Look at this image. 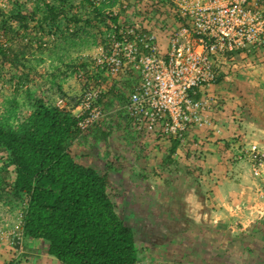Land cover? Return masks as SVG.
I'll return each instance as SVG.
<instances>
[{
	"label": "crops",
	"instance_id": "obj_1",
	"mask_svg": "<svg viewBox=\"0 0 264 264\" xmlns=\"http://www.w3.org/2000/svg\"><path fill=\"white\" fill-rule=\"evenodd\" d=\"M221 70L222 82L208 91L225 105L208 112L209 123L181 141L172 163L161 167L171 141L158 133L135 131L124 111L126 102L115 96L111 110L104 111L102 122L90 131L106 129L112 133L108 141L73 146L82 163L107 174L117 211L135 229L137 244L147 246L162 262L169 256L165 245L189 241L201 245L196 253L201 264H264V203L257 200L258 181L240 159V150L254 143L264 150V78L257 74L264 72V50L237 56ZM132 83L122 75L110 89L130 91ZM115 157L124 168L111 172L110 158ZM22 243L20 252L8 256L9 264H30V259L34 264H60L48 255L45 242L23 237Z\"/></svg>",
	"mask_w": 264,
	"mask_h": 264
},
{
	"label": "trees",
	"instance_id": "obj_2",
	"mask_svg": "<svg viewBox=\"0 0 264 264\" xmlns=\"http://www.w3.org/2000/svg\"><path fill=\"white\" fill-rule=\"evenodd\" d=\"M83 1L93 14L87 18V23L105 26L108 41L113 35L121 40L124 36L121 32L130 28L136 32L150 31L132 22L120 24L119 14L113 10L105 11L117 0ZM135 1L122 0L128 9L135 5ZM149 2L155 14L171 13L165 0ZM70 10H74L72 0L46 2L42 20H37L38 8L28 11L19 0H12L9 13L0 10V74L7 64L26 68V53L34 44L28 34L30 31L43 32L44 27H49L56 33L62 28V19L69 26L83 21L80 16L70 14ZM13 24L23 32L13 28ZM24 41L28 42L27 45H23ZM42 46L43 43L39 42V49ZM64 67L75 77L83 72L85 85L98 80L92 75L85 76L89 68L85 62L75 60ZM24 75L26 79L15 73L10 77L9 81H16L14 95L18 93V87L28 81L29 74ZM221 82L222 78L218 77L216 83ZM52 84L62 90L55 75ZM25 95L32 102V109L26 111L22 119L11 122L9 118H0V191L9 192L23 204V237L45 242L48 255L55 257L60 264H141L143 250L137 244L136 231L117 211L107 174L102 175L82 163L73 153L75 144L88 146L95 142L97 146L108 141L112 133L103 128L90 132L95 125L90 131L82 132L78 128V118L70 110L57 107L44 91L36 95L26 88ZM112 96L118 101L127 100L125 92L106 90L99 102L105 112L115 104ZM11 105L12 116H16L20 107L16 97ZM170 141L169 163H172L171 157L181 141Z\"/></svg>",
	"mask_w": 264,
	"mask_h": 264
},
{
	"label": "built area",
	"instance_id": "obj_3",
	"mask_svg": "<svg viewBox=\"0 0 264 264\" xmlns=\"http://www.w3.org/2000/svg\"><path fill=\"white\" fill-rule=\"evenodd\" d=\"M165 1L172 13L171 24L161 34L165 47L157 32L130 28L121 32V40L112 36L96 67L108 77L133 79L124 111L135 131L183 141L209 123L207 114L215 102L207 93L222 67L237 56L264 50V0ZM76 79L84 82V73ZM103 83L99 78L88 84L74 109L66 98L55 100L57 107L78 118L82 132L105 115L99 104L106 91ZM240 159L258 181L257 200L264 203V150L254 143L240 150ZM20 236L22 241L23 232Z\"/></svg>",
	"mask_w": 264,
	"mask_h": 264
},
{
	"label": "rangeland",
	"instance_id": "obj_4",
	"mask_svg": "<svg viewBox=\"0 0 264 264\" xmlns=\"http://www.w3.org/2000/svg\"><path fill=\"white\" fill-rule=\"evenodd\" d=\"M22 3L26 10L30 11L34 8H38L40 13L37 16V20H42L43 12L45 10V3L51 2V0H19ZM135 5L129 9L126 5L123 4L122 0H117L113 7L106 8L105 11L109 12L113 10L115 14L120 15L119 22L120 24H126L127 22H132V24H138V26L145 27L150 31L158 33V36L161 38L162 33L166 31L167 27L171 24L172 14L165 13L163 15H157L153 11V7L149 0H136ZM74 5V10H70V14H76L82 18V22L78 25L71 24L70 26L66 21H61V29L56 33L55 31L51 32L49 27H44L45 30L40 32L30 31L28 34L33 40V47L29 48L27 55L24 60L25 67H12V65L7 64L3 68V74H0V118H9L15 122L22 119L23 114L26 111L32 109V102L27 100L25 95L26 88H29L36 95L39 93L46 92L47 96L50 98L51 102H55L56 98L62 97L66 98L67 106L74 109L79 103V96L87 88L84 85V82H79L73 73L67 72L64 67L65 64L71 61H81L88 64L89 68L85 74L92 75L93 78H100L104 81L106 90H110L113 82L121 77H108L103 74L102 71L99 72L97 66V61L102 60V55L107 54V48L109 46L108 41V29L98 23H87V18L93 17L91 9L89 6L84 4L83 0H72ZM0 10L6 14L12 10V0H0ZM165 12V11H164ZM166 12H169L166 9ZM35 24H32V26ZM16 30L18 26L16 24L12 25ZM22 31V30H20ZM23 32V31H22ZM2 33L0 32V35ZM162 46L167 45V40L161 38ZM43 43L42 49H39L38 44ZM27 41L23 42V45H27ZM16 47V46H15ZM18 48V47H16ZM242 56V55H241ZM241 60V57H238ZM237 58V59H238ZM239 60H237L239 62ZM236 61V64H237ZM58 68H61L57 71ZM241 72H248L245 69H240ZM239 71V72H240ZM238 70L235 73H239ZM250 72V71H249ZM15 73L18 76H22L26 79L24 73L29 74V79L24 86L18 87L19 91L14 95V84L11 82L10 77ZM252 73V71H251ZM66 74V78H64ZM261 78H264V72L259 71L257 73ZM54 75L57 77L58 81L62 84V90H57L56 85L52 84ZM100 76V77H99ZM264 80V79H263ZM93 81H90V83ZM117 92L120 91L121 87H116ZM126 96L129 91L124 90ZM207 95L214 100L213 110L216 107L222 108L221 106L225 105L221 103L218 95H215L213 92H208ZM16 97V100L19 102V109L16 112V116H12V99ZM218 107V108H219ZM103 108V107H102ZM104 111V110H103ZM11 116V118H10ZM102 120V119H101ZM99 121L102 122V121ZM96 124V125H99ZM91 129H89L90 131ZM131 134L129 132L125 136L127 140L131 139ZM137 138V137H136ZM135 140V138H134ZM138 140V139H137ZM139 141V140H138ZM111 157V156H110ZM169 155H164L162 160V165L169 163ZM112 160L111 172L121 171L124 168V163L120 162L118 157L110 158ZM134 170L136 165H132ZM160 168L157 167L156 170ZM162 171V170H161ZM158 173V172H157ZM135 184V182H134ZM114 201L116 200L115 194H113ZM22 202L16 199L9 192L0 191V264H9L10 256L15 251V254L20 252L24 243L20 241V234L22 232ZM21 242V244H20ZM143 256L141 258V264H201L196 262V258L199 256L196 253L201 251V245L198 244H188L185 245H171L168 248V245L165 246V249H168L169 256H166V259L162 261L155 259V256L152 255L151 250H148L147 246H141ZM177 251V253L175 251ZM166 251V250H165ZM165 253V252H164ZM181 253V254H180ZM172 254L176 256H171ZM10 258H9V257ZM22 257V255H21ZM20 257V260H21ZM149 258V259H146ZM169 258V259H168ZM14 260V259H13ZM19 260V261H20ZM202 264H210L213 261L204 260ZM7 262V263H6ZM13 261L12 264H14ZM30 264H34V261L30 259Z\"/></svg>",
	"mask_w": 264,
	"mask_h": 264
}]
</instances>
